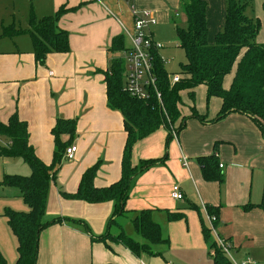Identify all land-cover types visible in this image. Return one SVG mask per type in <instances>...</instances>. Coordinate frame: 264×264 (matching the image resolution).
<instances>
[{"label":"crops","instance_id":"0c3cea01","mask_svg":"<svg viewBox=\"0 0 264 264\" xmlns=\"http://www.w3.org/2000/svg\"><path fill=\"white\" fill-rule=\"evenodd\" d=\"M204 1L207 3L208 42L213 45L216 35L224 28L227 0ZM241 2L249 19L260 20L256 42L263 45L264 0ZM26 3L24 13L28 26L22 29L29 27L31 10L38 18L53 16L62 7L70 10L58 24L69 33L70 52L50 54L44 65H38L31 39L28 37V42H20L23 36L14 40L15 43L12 41L15 45L12 50L0 51V121L6 124L17 115L26 122L29 144L46 165L54 159L52 130L57 120L76 121L72 146L77 151L73 160H63L58 177L50 186L45 218L47 216L50 221L56 218L81 220L92 235L101 236L107 230L114 204H89L68 199L62 193H77L83 174L97 164L99 171L94 182L97 188H107L121 178L127 136L123 115L108 106L105 73L113 60L125 57L109 51L118 37H123L126 51L132 47V8L153 13L157 25L169 24L174 13L180 16L181 0H102V3L94 0H28ZM152 33L155 39L153 29ZM236 69L237 64L226 85L225 78V90L230 89ZM221 107L222 101L213 98L207 108L197 110L199 115L206 117V123L191 115L186 117L184 128L173 137L174 140L162 127L134 146L133 166H138L141 161L165 158L163 164L136 179L126 205L132 214L155 211L154 220L164 227L170 239V247L160 249L161 256L144 255L138 259L121 244L108 243L110 247H107L104 243H93L84 225L64 222L42 232L37 264H214L203 235V226L211 230L206 206L220 208L214 228L217 236L231 245L235 255L232 257L237 263L263 261L264 212L258 208L245 211L243 207L259 205L262 201L263 195L254 193L253 189L255 171L264 172V136L245 115L231 114L211 123ZM180 110L182 115L185 114ZM178 126L177 123L174 127ZM62 140L67 142L69 136L64 135ZM211 155H215L219 165L223 166H219L224 174L223 186L203 178L198 159ZM3 160L6 164L14 159ZM175 185L181 187L183 201L172 199ZM8 194L11 201L4 206L17 212L29 211L25 202V205H19L22 201L20 193ZM13 200L17 203H12ZM200 208L204 210L206 221ZM167 213H180L184 218L168 222ZM212 239L216 242L215 235ZM16 242L18 245L17 239L15 246Z\"/></svg>","mask_w":264,"mask_h":264},{"label":"trees","instance_id":"16d2710c","mask_svg":"<svg viewBox=\"0 0 264 264\" xmlns=\"http://www.w3.org/2000/svg\"><path fill=\"white\" fill-rule=\"evenodd\" d=\"M245 5L241 0H227V11L224 28L219 32L213 45L208 42L209 29L207 21V3L204 0H181L180 13L185 17L187 27L181 28L176 18L175 31L179 48L184 51L186 63L180 65L178 83H171V75L166 71L164 61L158 52L153 53V72L156 77V91H151L148 99L132 97L125 89V61L115 59L110 69L105 73L108 106L118 111L124 118L126 144L121 162V178L107 188H97L94 184L99 171V164L88 169L82 176L79 189L75 194L62 195L68 199L79 200L89 204L112 202L114 212L108 222L105 234L94 236L81 220L56 218L45 221L48 194L51 183L56 181L65 159L66 150L72 146L76 137V121L58 119L52 130L54 136V159L50 165L44 164L35 154L29 144L28 124L21 121L17 115L8 123L0 121V138L9 144L0 146V159H22L31 169L29 176L9 175L0 182L2 188L17 189L20 198L29 208L28 212H17L6 209L3 217L18 241V259L15 264H37L39 257L40 236L44 230L64 222L82 224L89 233L93 243L121 244L131 254L141 259L144 255L159 257L160 249L170 247V239L164 227L154 220V210H143L131 213L126 205L130 198L134 183L138 177L150 169L164 163L165 158L141 161L138 166L132 164L134 146L160 128L172 129L177 135L184 128L188 118L181 113V94L188 92L195 101V90L205 86L207 101L218 98L222 101L217 118L211 123L221 121L231 114L250 117L264 136V44L256 43L261 29L259 19H249L245 14ZM264 10V3H263ZM70 12L62 7L55 15L38 18L31 10L29 27L17 28L15 24L2 27L0 41L14 40L28 36L32 42V52L38 65H44L50 54H66L70 52V36L67 31L59 28L61 17ZM175 17H178L175 15ZM124 39H114L110 53L125 52ZM237 64L236 74L229 90L223 87L225 78L232 73ZM192 118L206 123V117L198 114L192 108ZM69 136L67 142L62 137ZM202 175L207 182H217L224 185V174L219 169L215 155L198 159ZM207 216L213 217V226L219 220V207L206 206ZM258 208L264 212V192L259 205L248 204L243 210ZM130 219L131 226L137 238L126 234L119 223L120 218ZM184 218L180 213H167L168 222L180 221ZM117 228L114 233L113 229ZM203 235L214 264H231L227 257L213 241L211 230L203 226ZM0 264H8L0 252Z\"/></svg>","mask_w":264,"mask_h":264},{"label":"rangeland","instance_id":"374dc122","mask_svg":"<svg viewBox=\"0 0 264 264\" xmlns=\"http://www.w3.org/2000/svg\"><path fill=\"white\" fill-rule=\"evenodd\" d=\"M27 1L28 0H0V35L2 34V30H1L2 27L8 26L11 22L12 23L14 22L17 28H26L28 26L26 23L27 15L24 13L26 10ZM178 14L180 15L178 18L175 17V13L172 17L176 18L175 21L177 22V24L181 28L185 29L187 27L186 19L180 12H178ZM2 23L4 24L1 26ZM175 28L176 25L173 23V20H170L169 24L167 23L158 24L153 28V32L155 34V40L163 46V49L159 51V55L163 59L165 69L171 75V79H173L175 74L179 73L180 65L186 63L184 51L179 48V42L176 36ZM28 39H29L28 36H23L20 42L23 43L24 41L28 42ZM14 40L11 39L1 40L0 51L12 50L13 46H15L14 44H12V41L14 42ZM127 45L130 46L129 39L127 40ZM119 56H122L124 58L125 53H120ZM231 76H233V74L228 75L226 77L225 85L226 82L232 78ZM181 97H182V104L180 108L183 110V113H185L183 114L185 117L188 116L190 117L192 115V108H195L196 110L201 109L202 107L207 108L208 101H207V92L205 86H201L198 89H196L195 101H192L189 97V94H186L185 92L181 95ZM178 125L180 126V122L178 123ZM171 140H174V138ZM3 143L4 145H2ZM8 144H9L8 142H5V139L0 138V146L7 147ZM29 174H31V169L22 159L20 158L14 159L6 164L3 159H0V182L4 180L5 176H9V175L29 176ZM253 191L254 193L258 192V194H261L262 197L264 192V172H261L260 174V172L255 171ZM5 192L19 193V191L17 189L0 187V252L8 264H15L17 260L18 245L16 242V246H15L16 238L13 232L11 231L7 220L3 217L5 210L11 209L7 205L4 206V204H7L8 201L9 202L11 201V197H10L11 195L8 193L5 194ZM4 196H7L8 198H5ZM22 201L21 202L19 201L18 203L19 205L23 206L25 205V203L24 201L23 202ZM12 203H17V202H14L13 200ZM200 209H201L202 217L206 221V216L203 213L204 210L203 208ZM131 218L132 217L120 218L119 223L120 225L123 226L126 234L130 235L135 239H139L137 238L131 226L130 223ZM45 221L48 222L50 221V219H48V217L46 216ZM207 224H208V220H207ZM113 230H114L113 232L115 233L117 228H114ZM211 235H214L212 231H211ZM231 252L232 255L235 257L233 250ZM263 261L253 260L252 262H254L255 264H264Z\"/></svg>","mask_w":264,"mask_h":264},{"label":"built area","instance_id":"2783aa9c","mask_svg":"<svg viewBox=\"0 0 264 264\" xmlns=\"http://www.w3.org/2000/svg\"><path fill=\"white\" fill-rule=\"evenodd\" d=\"M102 3V0H94ZM131 1V0H129ZM131 13L134 18V33L131 34L132 47L125 53V89L134 98L148 99L151 91H156V77L153 72V53L163 49V46L157 42L152 33V29L157 25V20L151 12H138L132 8ZM179 76H174L171 83H178ZM172 136L176 137V130L172 129ZM76 147L70 146L65 153V159L73 160L76 154ZM184 164L187 165L186 159ZM220 168H223L220 165ZM171 197L175 201H183L184 193L180 186L175 185L172 188ZM213 234L216 238V244L223 254L229 259L231 264H255L251 260L237 263L232 257V247L224 239L217 236L213 221L215 218L208 217Z\"/></svg>","mask_w":264,"mask_h":264}]
</instances>
